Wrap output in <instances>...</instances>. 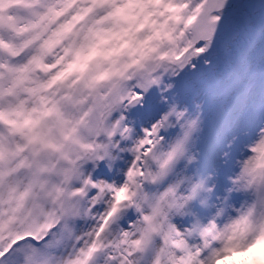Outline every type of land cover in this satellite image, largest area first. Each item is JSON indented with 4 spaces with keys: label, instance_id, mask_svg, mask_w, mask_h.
Segmentation results:
<instances>
[{
    "label": "snow or ice",
    "instance_id": "1",
    "mask_svg": "<svg viewBox=\"0 0 264 264\" xmlns=\"http://www.w3.org/2000/svg\"><path fill=\"white\" fill-rule=\"evenodd\" d=\"M0 264H264V0H0Z\"/></svg>",
    "mask_w": 264,
    "mask_h": 264
}]
</instances>
